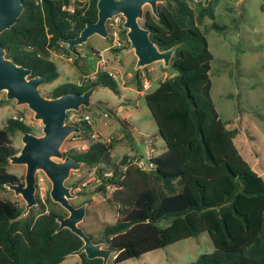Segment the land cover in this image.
Masks as SVG:
<instances>
[{"label": "trees", "instance_id": "1", "mask_svg": "<svg viewBox=\"0 0 264 264\" xmlns=\"http://www.w3.org/2000/svg\"><path fill=\"white\" fill-rule=\"evenodd\" d=\"M96 1L22 0L17 21L0 33L5 56L30 68V76H44L45 83L58 76L52 52L73 56L74 65L81 67L76 47L72 53L60 39L74 37L86 22L96 21ZM157 11L156 16L146 7L142 24L160 50L175 46L169 75L144 91L140 70L134 71L137 91H142L164 141L159 154L149 155L152 167L136 163L144 154L132 141L126 118L116 117L135 154H124L118 163L112 155L115 140H92L90 123L82 122L81 132L74 134L82 135L80 142L87 147L70 148V156L98 168L97 189H113L108 200L118 211L101 237L91 238L113 249L118 263L206 232L214 249L188 264H264V179L248 166L233 140L237 129L219 117L211 98L213 56L200 25L206 17L215 18L213 2L195 1L192 6L189 0H164ZM211 27L221 28L216 23ZM121 33L126 36L122 25ZM94 85L120 93L110 72L98 70L93 80L54 87L51 97ZM31 130L21 116L7 117L0 127V191L6 182L19 183L7 171L9 156L18 152L12 137ZM149 145L155 147L152 141ZM36 198L39 212L33 214L32 207L21 217L24 206L0 198V264H61L81 246V238L68 228L57 230V217L66 215L60 205L49 195L44 202ZM79 257L80 264H103L101 258L89 259L83 252Z\"/></svg>", "mask_w": 264, "mask_h": 264}, {"label": "rangeland", "instance_id": "2", "mask_svg": "<svg viewBox=\"0 0 264 264\" xmlns=\"http://www.w3.org/2000/svg\"><path fill=\"white\" fill-rule=\"evenodd\" d=\"M201 2L203 0H200ZM195 0H189L194 6ZM213 2L214 19L206 17L200 25L204 33L208 49L212 53L211 69V98L219 117L230 128L237 129L234 143L240 150L248 166L264 179V0H209ZM148 7L146 5L145 8ZM142 24V19L139 20ZM218 24L220 29L211 27ZM124 45L119 52L108 48L111 39L97 34L90 36L87 42L76 46L79 53L78 63L74 65L73 56L52 52L51 58L56 64L58 76L39 89L46 97H51L54 87L66 83L93 80L98 70L110 72L117 82L120 93L115 94L104 86H98L91 96V109L82 110L90 116V126L96 138L102 141L115 140L112 155L118 163L124 154L134 155L129 141L122 131L121 124L116 117L126 118L132 124L131 138L148 157L151 148L150 139L153 138L155 150L153 156L159 154L164 147V141L158 135L157 125L145 103L142 95L137 93L134 78L136 56L129 49V41L120 33ZM101 52V55L100 53ZM169 67V66H167ZM161 61L138 68L143 80L144 91L157 86L158 82L169 75V70ZM86 70L85 76L82 70ZM69 117L75 111H69ZM22 113V115H20ZM21 116L30 125L31 133L42 134L40 120L34 118L33 112L25 104H16L15 100H8L5 91H0V127L7 117ZM81 126V125H79ZM69 135L61 146L63 155H70V148H81L79 136ZM21 133L12 137L13 145L19 150L23 143ZM57 161L62 159L55 158ZM97 167L84 166L78 170H71L65 180L73 197L70 202L79 206L85 204L86 212L79 226L83 231L98 240L103 229L115 222L118 217L117 205L111 203L112 188L106 193L97 189ZM7 171L18 177L19 183H24L25 165L8 163ZM107 172L112 168H106ZM51 183L42 171L36 173L35 195L42 202L45 201ZM0 198L9 199L21 206L25 201L20 195L6 187L0 191ZM65 214L68 212L59 206ZM38 204L33 206V214L39 212ZM103 245L106 244L103 242ZM214 249L212 241L206 232L197 237H188L142 254L138 258L127 259L116 263L112 253L106 264H188L196 257ZM78 255L69 254L61 264H80Z\"/></svg>", "mask_w": 264, "mask_h": 264}, {"label": "water", "instance_id": "3", "mask_svg": "<svg viewBox=\"0 0 264 264\" xmlns=\"http://www.w3.org/2000/svg\"><path fill=\"white\" fill-rule=\"evenodd\" d=\"M164 0H97V19L86 22L80 32L71 38H62L66 48L74 53L75 47L87 42L88 38L97 34L108 38V20L113 16H123L122 26L126 29L129 49L136 56L135 69L161 61L168 66L174 53L175 46L160 50L149 37V30L139 23L144 18V7L148 5L154 15H158V3ZM200 1V0H195ZM209 0H203L208 5ZM22 0H0V33L9 29L22 13ZM31 69L16 64L5 56V49L0 44V91H5L8 100L16 104H25L33 112L34 118L42 124V134L37 136L31 132H21L22 147L17 153L9 156L11 164L25 165L24 183L6 182L4 185L20 195L25 201L20 217L25 216L29 209L37 205L36 173L42 171L51 183L49 196L51 200L64 208L68 214L57 217V230L68 228L81 238L82 244L70 254L78 255L83 252L87 258H101L106 264L114 250L104 246L103 242H94L79 226L86 212L85 204L75 206L70 202L73 194L65 185V180L71 170H78L82 162L63 155L61 146L67 137L80 133L81 126L67 122L69 111L78 112L91 105V96L98 86L94 85L83 92L64 93L56 97H46L39 87L46 82L44 76H30ZM55 158L62 159L61 161Z\"/></svg>", "mask_w": 264, "mask_h": 264}, {"label": "built area", "instance_id": "4", "mask_svg": "<svg viewBox=\"0 0 264 264\" xmlns=\"http://www.w3.org/2000/svg\"><path fill=\"white\" fill-rule=\"evenodd\" d=\"M123 16L121 14L115 15L113 16L111 19L108 20L107 26H108V37L111 39V43L109 45L108 48H121L124 43L121 39L120 33H121V25L123 23ZM122 28H124L122 26ZM125 29V28H124ZM101 55V52H99ZM145 88H147V85H144ZM71 123H75L80 125L82 122H90V116L88 114H84V113H79L75 112L72 116L69 117ZM91 139L92 140H96V136L94 133L91 134ZM82 149L87 147L86 143L81 144L80 146ZM150 155V153L148 154ZM146 159H144L143 157L139 158V159H135L136 163L141 167V168H151L152 167V163H150L148 161V157H145ZM110 173H104V175H107Z\"/></svg>", "mask_w": 264, "mask_h": 264}, {"label": "crops", "instance_id": "5", "mask_svg": "<svg viewBox=\"0 0 264 264\" xmlns=\"http://www.w3.org/2000/svg\"><path fill=\"white\" fill-rule=\"evenodd\" d=\"M137 93L138 94H140V95H142V91L141 92H138L137 91ZM131 124V123H130ZM131 126H132V124H131ZM132 128H133V126H132ZM151 141H153V138L152 139H150V141L148 142L149 144L151 143ZM154 143V142H153ZM156 147V146H155ZM155 147H153V146H151V148L150 149H148L147 148V150H149L150 151V154L153 152V150H155ZM163 150V148L161 149V151Z\"/></svg>", "mask_w": 264, "mask_h": 264}, {"label": "flooded vegetation", "instance_id": "6", "mask_svg": "<svg viewBox=\"0 0 264 264\" xmlns=\"http://www.w3.org/2000/svg\"><path fill=\"white\" fill-rule=\"evenodd\" d=\"M202 3H203V1H202ZM208 4H209V3H208ZM263 10H264V9H263ZM170 60H171V59H170ZM162 65H163V64H162ZM169 65H170V63H169ZM169 65H168V66H169ZM165 67H167V66H165Z\"/></svg>", "mask_w": 264, "mask_h": 264}]
</instances>
